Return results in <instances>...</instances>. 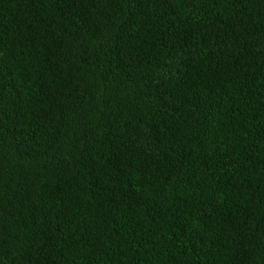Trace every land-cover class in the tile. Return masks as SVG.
Listing matches in <instances>:
<instances>
[{"label":"trees","instance_id":"obj_1","mask_svg":"<svg viewBox=\"0 0 264 264\" xmlns=\"http://www.w3.org/2000/svg\"><path fill=\"white\" fill-rule=\"evenodd\" d=\"M0 264H264V0H0Z\"/></svg>","mask_w":264,"mask_h":264}]
</instances>
